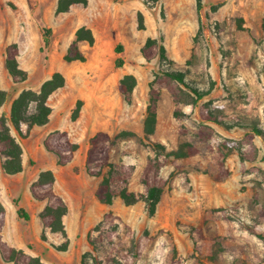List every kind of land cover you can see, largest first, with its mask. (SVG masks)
<instances>
[{"label":"rangeland","instance_id":"obj_1","mask_svg":"<svg viewBox=\"0 0 264 264\" xmlns=\"http://www.w3.org/2000/svg\"><path fill=\"white\" fill-rule=\"evenodd\" d=\"M199 4L89 0L86 7L75 5L57 14V0H0V69L6 47L16 43L20 67L28 72V80L9 93L38 90L54 72L66 78L49 101L51 125L68 132L79 149L71 163L58 168V190H96L101 177L89 174L87 153L90 138L99 131L132 134L112 147L111 161L134 167L129 190L135 193L143 192L140 174L157 146L168 154L161 170L167 185L154 216L143 201L128 206L119 197L90 211L100 215L94 223L87 221L88 211L72 210L66 219L68 250L57 251L52 244H60L62 237L43 229L39 241L33 237L27 244L30 254L49 264H81L86 252L107 255V240L99 241L93 229L112 212L137 237L145 236L142 256L134 264H264V241L258 237L264 236V0ZM139 14L144 29L138 27ZM82 26L92 30L95 43H80L84 62H66V50ZM147 38L163 43L168 60H145L141 48ZM118 45L121 53L115 51ZM165 72L183 74L184 85L161 84ZM127 74L137 80L130 104L119 92ZM190 89L206 95L196 105L186 104ZM151 94L158 97L157 125L154 134H146ZM79 100V116L72 120ZM210 115L216 121H208ZM1 116L7 117L5 111ZM15 135L27 152L30 175L40 165L56 167V156L43 146L47 157H39L37 141L31 146L29 134ZM20 229L28 233L33 226ZM123 244H129L128 238Z\"/></svg>","mask_w":264,"mask_h":264},{"label":"trees","instance_id":"obj_2","mask_svg":"<svg viewBox=\"0 0 264 264\" xmlns=\"http://www.w3.org/2000/svg\"><path fill=\"white\" fill-rule=\"evenodd\" d=\"M118 2V0H113ZM200 0H197L198 6ZM89 0H57V14L70 12L73 6L82 5L86 7ZM138 27L144 29L143 16H138ZM46 33H50L49 30ZM45 43L48 39L45 38ZM85 42L89 46L95 43V37L92 30L86 26L78 28L75 32V39L68 46L64 55V61H85V55L80 50V43ZM117 53L123 51L122 46L115 48ZM19 46L16 43L9 44L5 49V68L15 84L24 83L28 80V72L20 67ZM141 54L146 61H152L156 58L168 60L166 48L162 42L155 38H147L141 48ZM123 61L116 60V65L121 67ZM161 84L170 85L179 83L184 85V76L179 72H165L160 78ZM66 84V78L60 72H54L48 79L43 81L38 90L23 89L11 104L10 116L7 119L0 117V172L7 175H15L23 171L22 148L16 137L12 134L10 125L18 135L25 137L29 134L33 126H45L50 121L52 108L49 98ZM137 85L135 76L131 74L124 75L119 82V92L127 104L132 102L133 91ZM193 94H185L188 100L186 104L196 105L206 94L197 90H191ZM10 93L0 89V106L10 98ZM176 103H181V98L177 94H171ZM157 103L158 97L151 94L150 105L147 108V115L144 120V131L146 134H154L157 125ZM82 101L79 100L72 113V120L79 116ZM208 121H216L211 115L207 116ZM26 126V133H23L22 127ZM260 135L259 130L255 134ZM129 132H120L117 135H110L107 132L99 131L89 140L90 147L87 153L88 172L91 176L101 177L97 187L96 196L99 201L105 205H112L119 197L126 205H134L143 201L150 217L154 216L157 207L161 201L162 195L167 185L166 179L161 176V170L165 166L166 157L163 146H157L158 151L155 156L148 158L140 174V183L143 187L142 193H135L129 190V183L134 175V167L131 165H116L111 161V150L118 141L124 137L131 136ZM45 149L54 154L57 158V164L66 166L72 162L79 145L73 142L66 131L55 130L48 133L44 139ZM55 176L50 170L40 172L38 178L31 184L30 192L34 199L46 201V205L40 214V219L44 228L52 234H59L63 241L52 246L60 252H66L70 245L69 236L64 224V217L69 209L65 201L56 194L54 190ZM19 217L29 220V216L22 208L17 209ZM5 222V210L0 206V255L4 262L12 264H49L43 261L40 256H32L21 249H16L2 239V230ZM98 233L97 239L107 240L111 250L103 257L96 256L91 252H86L81 257V264H134L142 256L144 239L137 237L136 233L129 226L124 224L112 212L104 215L93 229ZM129 240V244H123V238ZM258 237L264 241V236L258 234ZM41 238L46 240L45 234ZM94 244V243H93ZM47 250H44L43 255Z\"/></svg>","mask_w":264,"mask_h":264},{"label":"crops","instance_id":"obj_3","mask_svg":"<svg viewBox=\"0 0 264 264\" xmlns=\"http://www.w3.org/2000/svg\"><path fill=\"white\" fill-rule=\"evenodd\" d=\"M2 64L3 67L2 69H0V89L2 91L9 93L16 84L13 82L11 76L9 75V73L5 68V56L3 57ZM22 90L23 89L15 92V94H9L10 98L0 106V112L5 111L7 119L10 116L11 104L13 99L16 98L18 93ZM51 97L49 98L48 103ZM51 116H50V121L47 125L33 126L30 129V133H29L28 143L32 146L33 141L36 140L37 141L36 143L38 145V154H40L39 157H43V158L47 157L46 152L43 150L44 139L46 135L52 131L59 130V128H57L55 125H51ZM9 126L11 128L12 134L16 137L15 135L16 131L10 125V123ZM20 145L23 152L22 153L23 171L15 175H7L2 171L0 172V206H2L5 210V222L1 235L3 241L6 242L8 245L16 249H21L25 251L27 254L32 255L27 251V244L32 241L33 237L36 239V241H39L40 234L42 230L45 229L40 219V214L46 205V201H38L34 199L30 192V186L38 178L40 172L50 170L54 173L55 176L54 190L56 194L59 195L65 201L69 209L67 215L63 219L66 230H67L66 219L72 210L84 209L88 211L89 213L87 216V221L94 223L95 221L100 220V215L96 217V215L92 213L94 211L92 209L94 208L104 209L106 205L101 203L96 196L98 185L96 187V190H94V192H89V193L83 192L79 194L76 193L72 194L65 190L60 191L56 188V184H58V177H59V173L57 172V170L58 168H63L66 167L67 165L60 166L57 164L56 167L55 165L53 167L52 166L45 167L44 165H40L37 172L33 175H30L29 172H27L28 171L27 158H26L27 152L24 146L22 144ZM34 153L36 154V150H34ZM7 177H10V179H15V182L12 183L7 182L6 181ZM18 208H22L24 210V212L29 216V220H25L24 218L19 217V215L17 214ZM90 211L92 212L90 213ZM27 223L29 224V226H33L32 232L25 233L20 229L21 226L26 225ZM69 240H70V236H69ZM0 264H12V263L4 262L0 255Z\"/></svg>","mask_w":264,"mask_h":264}]
</instances>
